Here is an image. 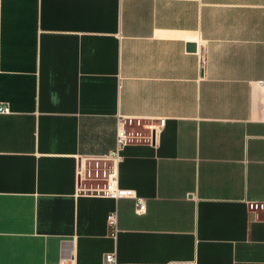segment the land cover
Masks as SVG:
<instances>
[{"label": "crops", "instance_id": "crops-1", "mask_svg": "<svg viewBox=\"0 0 264 264\" xmlns=\"http://www.w3.org/2000/svg\"><path fill=\"white\" fill-rule=\"evenodd\" d=\"M263 82L264 0H0V264H264Z\"/></svg>", "mask_w": 264, "mask_h": 264}, {"label": "built area", "instance_id": "built-area-1", "mask_svg": "<svg viewBox=\"0 0 264 264\" xmlns=\"http://www.w3.org/2000/svg\"><path fill=\"white\" fill-rule=\"evenodd\" d=\"M264 86V82L262 83ZM0 114H10V109L0 103ZM166 119H158L156 123L141 124L146 133L127 128L125 120H121L117 131V147L108 156L102 158H80L77 165L78 192L80 194L108 197L113 199L131 198L136 200L137 213L143 214L146 210L145 200L138 198L131 190L119 186L118 164L121 160L120 151L131 143H155L156 137L166 126ZM140 126V122L138 123ZM249 209L254 213H262L264 219V202H251ZM108 223L114 233L117 231V215L108 216ZM64 264H74L64 263ZM105 264H117L115 254L105 256Z\"/></svg>", "mask_w": 264, "mask_h": 264}, {"label": "water", "instance_id": "water-1", "mask_svg": "<svg viewBox=\"0 0 264 264\" xmlns=\"http://www.w3.org/2000/svg\"><path fill=\"white\" fill-rule=\"evenodd\" d=\"M192 49H195V45H192Z\"/></svg>", "mask_w": 264, "mask_h": 264}]
</instances>
